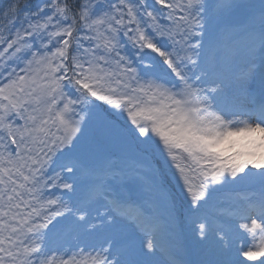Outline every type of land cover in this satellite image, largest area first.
<instances>
[{"label": "snow or ice", "instance_id": "1", "mask_svg": "<svg viewBox=\"0 0 264 264\" xmlns=\"http://www.w3.org/2000/svg\"><path fill=\"white\" fill-rule=\"evenodd\" d=\"M0 264H264V0H0Z\"/></svg>", "mask_w": 264, "mask_h": 264}]
</instances>
